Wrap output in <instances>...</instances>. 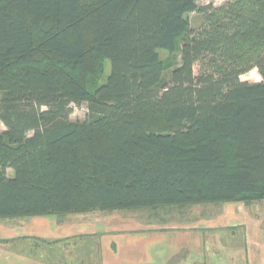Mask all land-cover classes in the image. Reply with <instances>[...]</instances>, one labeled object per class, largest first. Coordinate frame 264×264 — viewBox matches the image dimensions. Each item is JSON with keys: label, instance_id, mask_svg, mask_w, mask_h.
<instances>
[{"label": "trees", "instance_id": "1", "mask_svg": "<svg viewBox=\"0 0 264 264\" xmlns=\"http://www.w3.org/2000/svg\"><path fill=\"white\" fill-rule=\"evenodd\" d=\"M199 1L0 0V220L264 200V0Z\"/></svg>", "mask_w": 264, "mask_h": 264}, {"label": "crops", "instance_id": "2", "mask_svg": "<svg viewBox=\"0 0 264 264\" xmlns=\"http://www.w3.org/2000/svg\"><path fill=\"white\" fill-rule=\"evenodd\" d=\"M143 211L146 218L132 217ZM93 213L0 220V264H264V238L255 227L247 226L245 237L197 236L162 231L173 229L157 227L170 220H152L149 210Z\"/></svg>", "mask_w": 264, "mask_h": 264}, {"label": "rangeland", "instance_id": "3", "mask_svg": "<svg viewBox=\"0 0 264 264\" xmlns=\"http://www.w3.org/2000/svg\"><path fill=\"white\" fill-rule=\"evenodd\" d=\"M225 0H200L198 5L199 7H206L208 5H212L215 9H219L226 5ZM189 20L191 23V28L193 32L201 33L207 26V18L201 15L200 13H192L189 15ZM161 59L165 62L168 75L169 72L177 67L180 63V52L170 53L167 51L159 52ZM208 67V65L204 62L203 64H198L196 66V72H200L203 70L202 68ZM110 73V63H106L105 74L103 77V81ZM243 81H248L250 83H256L261 81V77L257 70H253L243 76H241ZM73 114L71 115V120H84L87 116L88 110L87 105L84 104L80 107H73ZM5 126L0 122V131H4ZM102 212V211H99ZM103 213V212H102ZM102 213H97L101 215ZM160 213V215H159ZM156 216L152 218V220L160 221H169L164 224H160L157 227H172L173 229H166L162 231H183L188 233H195L194 235L199 236L200 234H207L209 236H225V235H236V236H247V226L250 228H254V231L257 230L259 235L264 238V200L260 202H254L249 207H246L242 202H234V203H224V204H216V205H195L186 207L183 209L175 208L168 209L163 212H159ZM89 214V213H88ZM92 214L96 215V213ZM112 214H125V213H117V212H107L105 216H110ZM231 216L228 221L229 225H225L221 223L223 218H226V215ZM93 216V215H91ZM103 216V214H102ZM148 216V212H134L132 213V217H138L139 219H144ZM175 216L176 219H172L171 217ZM93 218V217H92ZM222 218V219H221ZM178 219L180 221H178ZM186 219H189L186 221ZM172 220V221H171ZM156 223V222H154ZM187 227V228H184ZM215 229H214V228ZM218 227V228H216ZM183 228V229H182ZM212 228V229H210ZM158 230V229H157ZM227 233V234H226Z\"/></svg>", "mask_w": 264, "mask_h": 264}]
</instances>
